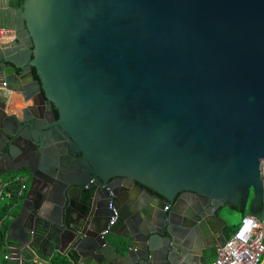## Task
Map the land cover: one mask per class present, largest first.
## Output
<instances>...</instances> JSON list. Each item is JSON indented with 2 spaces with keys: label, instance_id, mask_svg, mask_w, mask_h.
<instances>
[{
  "label": "water",
  "instance_id": "1",
  "mask_svg": "<svg viewBox=\"0 0 264 264\" xmlns=\"http://www.w3.org/2000/svg\"><path fill=\"white\" fill-rule=\"evenodd\" d=\"M11 5L30 45L21 39L19 53L0 55V86L40 93L45 109L20 120L0 100V176H31L7 232L17 263L50 264L61 254L72 264H208L206 250L227 240L221 205L264 219V0ZM46 111L79 142L101 182L119 177L145 197L123 195L115 221L96 226L84 192L46 181ZM185 190L210 203L215 219L199 228L178 217L171 230L162 209Z\"/></svg>",
  "mask_w": 264,
  "mask_h": 264
},
{
  "label": "flooded vegetation",
  "instance_id": "2",
  "mask_svg": "<svg viewBox=\"0 0 264 264\" xmlns=\"http://www.w3.org/2000/svg\"><path fill=\"white\" fill-rule=\"evenodd\" d=\"M20 1L22 4L24 0ZM0 2L1 4L5 5L7 9H10V15L8 13H6V15H2V17L0 15V21H2L0 27L5 28L9 33L14 30L17 36L15 37L16 39L13 40L18 41L19 43L22 39L23 44L28 47L30 42L27 38L25 27L22 25L21 13L19 12L18 8L15 6L12 7L11 5V3H15V0H0ZM9 33L5 32L2 38H0V55L12 57L19 53L20 50L18 48H14L13 40L7 42V45H4L3 39L7 38L8 35H11L12 32L10 34ZM52 104L54 107L55 105L53 102ZM54 111L56 119H59L60 111L56 108V106ZM45 114L51 122L50 128L47 129L46 134V149L50 161V165L48 167L50 173L46 175V181L51 183V185H55L56 183L62 181L72 188V193L76 196L84 192L86 194L87 201V206L85 207L86 211L89 215L98 219L96 226L104 227L108 224V222L111 224V208H114L115 203L118 201L120 202V199L123 197V195L127 198V200L131 201L139 199L140 197H145L139 188L133 185L127 187L128 185H126L125 180L120 179L119 177H110L109 179L105 180V182H101L98 178L97 169L91 163L79 142L67 132L68 130L66 128L55 122L56 119L53 118L54 116L50 114L49 111H46L44 115ZM5 168L6 165L1 169ZM23 172H26L28 176L24 181L25 187L22 193L19 194L18 191L19 196L15 201V206L20 199L23 203V199L27 194L31 184V176L29 172ZM12 174L8 173L5 175L9 179H14L15 177H12ZM28 180H30L29 185L26 184V181ZM76 185L79 186L77 187ZM126 193L127 195H125ZM179 200L181 201L182 205L176 206ZM161 203L165 204L163 200L159 199L158 204ZM166 204L167 205L162 209V212L165 216L166 214H171V218H173L170 226L171 230H178V217H182V221L185 223L194 222V225H197L199 228L203 223H207L208 225L209 221L214 218L212 211L210 210V203H207L205 199L195 191H181L177 194L174 203ZM221 206L222 209L220 214L224 215L226 205L224 203ZM19 210L20 209H18V212ZM159 210L160 209H158V211ZM232 210H239V207L234 206ZM159 214H161L160 211ZM220 214L218 213L219 216ZM158 220H160L159 216L157 217V223H155L156 229L162 227L161 222L159 221L160 223H158ZM224 231L226 234V228H224ZM153 241L155 244H161L163 240L157 236ZM202 244L209 245L210 243L203 242ZM214 253V248L206 250L207 263H209L210 256Z\"/></svg>",
  "mask_w": 264,
  "mask_h": 264
},
{
  "label": "built area",
  "instance_id": "3",
  "mask_svg": "<svg viewBox=\"0 0 264 264\" xmlns=\"http://www.w3.org/2000/svg\"><path fill=\"white\" fill-rule=\"evenodd\" d=\"M6 29L0 27V38ZM4 83L1 87H5ZM25 183H22L19 194L22 193ZM13 191L7 185H0V198H12ZM114 210V208H111ZM116 214V212H115ZM116 215L112 217L111 224L115 221ZM17 258L12 257L8 252L4 258L0 259V264L4 260L16 262ZM264 219L245 214L226 242L216 250V257L210 264H264ZM20 264V262L18 263Z\"/></svg>",
  "mask_w": 264,
  "mask_h": 264
},
{
  "label": "crops",
  "instance_id": "4",
  "mask_svg": "<svg viewBox=\"0 0 264 264\" xmlns=\"http://www.w3.org/2000/svg\"><path fill=\"white\" fill-rule=\"evenodd\" d=\"M8 10H10V9H8ZM1 23H2V21H0V24ZM6 32L9 33L8 31H6ZM11 32H10L11 35H8L7 38L3 39L4 45H7V42L12 41L13 39H16L15 37L17 35L14 32V30L11 31ZM13 46H14V48H18L20 46V43H18L16 40L15 41L13 40ZM1 88H4V87L0 86V100L1 99H5L6 100L7 104H6L5 111H6L7 114L16 113L19 116V119L22 120L24 114H27L29 112L30 113L31 112L32 113H34V112L40 113V111L44 112V110H45V109L43 110V108H44V99H43V97L41 96L40 93L32 92L30 94L25 95L23 91H14V90L11 91L10 89L9 90H5V88H4V90H1ZM21 172H23V171H21ZM14 176H16V177L17 176L25 177L20 172L15 173ZM13 180L14 179H9L6 175H2V176H0V185H5V186L7 185V188H8V186L9 187L11 186V182ZM23 182H24V180L17 179L16 181H14V183L16 185L14 186L13 189H10V190H15L16 189V190L19 191V189L21 188ZM28 183L29 182L26 181V184H28ZM21 206L22 205L20 204V201L17 202V205L13 208L11 214L9 215V218L12 216V214H14L16 212L15 210L17 208L20 209ZM228 226H229V221L226 223L224 228L227 229ZM237 227L238 226H236L235 229ZM235 229H234V231H235ZM7 252H8V249H7ZM215 257H216V253L212 254L210 256L208 264H210L215 259ZM17 259L18 260L21 259V256L17 257ZM51 259H50V263H51ZM27 264H29V263H27ZM70 264H72V263L70 262Z\"/></svg>",
  "mask_w": 264,
  "mask_h": 264
},
{
  "label": "trees",
  "instance_id": "5",
  "mask_svg": "<svg viewBox=\"0 0 264 264\" xmlns=\"http://www.w3.org/2000/svg\"><path fill=\"white\" fill-rule=\"evenodd\" d=\"M16 184L14 181L11 182V186H8V189H13ZM13 191V196L11 198V202L7 203L2 209L0 210V251H4L5 253L7 252V232L8 228L13 221V219L16 217L18 214V210L12 216L9 218V215L11 214L14 206H15V201L18 198V190H11ZM235 227L234 226H228L226 229V234L227 238L231 236V234L234 232ZM3 264H18L15 261L11 260H4ZM50 264H70V261L68 260L67 257L61 255V254H56L52 257L51 263Z\"/></svg>",
  "mask_w": 264,
  "mask_h": 264
},
{
  "label": "rangeland",
  "instance_id": "6",
  "mask_svg": "<svg viewBox=\"0 0 264 264\" xmlns=\"http://www.w3.org/2000/svg\"><path fill=\"white\" fill-rule=\"evenodd\" d=\"M15 173H17V172H15ZM20 173L23 174L25 176V178L28 176L26 174V172H20ZM13 175H15V174H13ZM263 176H264V166H263ZM28 182L30 183V180H28ZM29 183L27 185H29ZM11 201L12 200L9 198H4V199L0 198V210L2 209V207H4L7 203H10ZM19 201L21 204L22 203L21 199ZM245 214H247V210H246ZM245 214L241 211L232 210V209L227 208V207L224 210V216L228 219L229 225L234 226V227H236L240 224V222H241V220ZM4 255H5V252L0 251V259L1 260L4 258Z\"/></svg>",
  "mask_w": 264,
  "mask_h": 264
}]
</instances>
